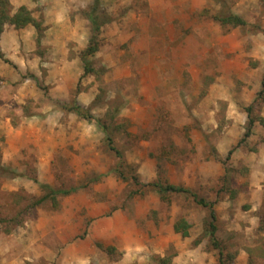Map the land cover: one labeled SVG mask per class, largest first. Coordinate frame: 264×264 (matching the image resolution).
I'll use <instances>...</instances> for the list:
<instances>
[{"label": "rangeland", "instance_id": "rangeland-1", "mask_svg": "<svg viewBox=\"0 0 264 264\" xmlns=\"http://www.w3.org/2000/svg\"><path fill=\"white\" fill-rule=\"evenodd\" d=\"M232 1L101 0L112 22L92 58L106 70L99 77L80 75L90 23L80 25V36L75 27L45 26L40 47L32 25H6L13 47L10 60L0 51V264H152L154 256L177 255V245L219 256L202 237L209 211L192 197L162 200L110 172L118 158L102 130L62 109L78 85L77 100L96 118L123 105L113 137L131 167L123 169L127 177L135 170L144 184L160 180L215 202L225 253L234 264H264V124L257 122L237 147L264 78V0L248 10ZM28 3L44 24L43 4ZM233 8L244 11L246 26L223 28L213 20L235 14ZM60 34L65 41H55ZM27 78L40 98L22 99ZM255 116L264 120V103ZM234 148L226 184L224 161ZM34 178L81 189L60 196L56 208L31 207L43 195ZM181 218L192 224L188 238L173 230ZM199 256L196 264L203 263Z\"/></svg>", "mask_w": 264, "mask_h": 264}, {"label": "trees", "instance_id": "trees-1", "mask_svg": "<svg viewBox=\"0 0 264 264\" xmlns=\"http://www.w3.org/2000/svg\"><path fill=\"white\" fill-rule=\"evenodd\" d=\"M83 13L85 19H87L91 25V38L86 49L82 52L81 58L84 66V76H102L105 74V68H101L98 66L97 61L92 60V58L96 55L99 51L101 46V34L102 30L105 25L112 22V18L103 12L101 0H94L93 4L81 11ZM215 22H218L223 28L232 27H244L247 25V22L239 15L235 14H228V15H220L215 14L212 16ZM6 25H12L16 29H23L28 25H32L37 31V38L36 43L37 46L40 47L42 45V39L44 37V32L46 27L43 24L42 20H37L32 12L25 6L18 8L16 11L14 10L13 5L11 4V0H0V35L3 33ZM3 57V55H0ZM6 62H10L7 59ZM99 90L101 92L106 91L104 86H100ZM80 93V85H78L77 90L74 92V99L72 100L71 104L64 105L62 107L63 110L75 113L76 115L80 116L81 118L95 123L104 133L105 141L108 147V150L116 155L118 158V164L115 168L111 169L110 172L118 175L121 179L130 180L136 184V186L140 187L138 192H141L145 189H151L155 191L162 200L167 199L169 196L174 194H183L188 195L193 198L194 202L209 211L208 218L205 220L203 225V238H209V242L214 250L219 252L218 256V264H234L235 256L231 254H226L225 250L221 246L220 241L218 240V215L215 210V202H211L206 200L203 197L198 196L192 190L182 187L171 185L168 183H163L162 181H155L152 183L144 184L140 181V178L137 174H135V170L133 175L126 176L124 173V168H129L130 166L125 163L124 154L115 146V140L113 137L114 131H117L119 127V123H116L117 117L121 112L123 105H111L108 106L105 118H96L95 115L92 113L90 108H85L82 106L79 101L77 100V95ZM101 95L97 98H100ZM100 101V99H99ZM264 103V78L261 83V89L257 93V97L253 104L246 108V112L248 115L247 127L246 132L242 138V140L238 143L237 147L241 144L246 142L253 134L254 127L257 122L260 121L261 124H264L263 119H258L255 116V106L256 104H263ZM116 123V124H113ZM115 127H114V126ZM236 147V148H237ZM234 149L230 150L228 156L226 158L225 165L227 166L228 162L231 159L232 154L234 153ZM131 169V167H130ZM235 169H232L230 166L226 168V175L224 177V183L230 184V177L229 174L233 172ZM100 178V177H99ZM35 183H37L40 189L43 192V195L32 202L31 207H39L45 205L47 202H51L53 207H58V198L60 196H69L73 193H76L81 187H70L68 189H55L48 184L41 183L37 178L33 179ZM231 185L229 186V188ZM234 192V191H232ZM234 196V193H233ZM1 220V219H0ZM18 220V219H16ZM15 221V219L13 220ZM11 221V222H13ZM5 222V221H2ZM20 222L18 221L17 224ZM192 228V224L189 223L186 219L181 218L178 219L174 223V231L177 234H180L183 238L190 237V229ZM202 241L197 240L195 245L200 244ZM109 252L115 251L114 248H109ZM175 254L168 252L164 256H154L152 264H174L173 260L175 258Z\"/></svg>", "mask_w": 264, "mask_h": 264}, {"label": "crops", "instance_id": "crops-1", "mask_svg": "<svg viewBox=\"0 0 264 264\" xmlns=\"http://www.w3.org/2000/svg\"><path fill=\"white\" fill-rule=\"evenodd\" d=\"M13 2V4H15V2L19 1V6L16 7V5H14V7L17 9L20 6L23 5H29L28 0H11ZM43 6L45 7L44 13H43V19H44V26L47 27H75L73 35L74 36H80V25H87V29H88V24L89 21L86 20L85 18H83L80 14V12L84 9H86L87 7H89L94 0H39ZM231 2V4L233 3L232 0H229ZM257 0H242L241 3L243 4V8L241 7V10H248L250 9H254L253 7H257L256 4ZM235 7V6H234ZM238 10L236 11L233 8V12L243 18H245V14L244 11ZM73 15H75V19L76 21H73ZM51 28H49L46 32H47V37L46 39L49 40L51 39V35L49 33ZM86 28H85V32L86 33ZM77 40V38H75ZM10 40L7 36H5L4 32L1 34L0 36V51L2 52V54L4 55V57H6L8 60H10L11 57V53L9 52L10 47H13L12 42L13 40H10L11 43L8 41ZM55 41H60L63 42L65 41V37L63 36V34H60L59 36H56V40ZM15 56H19L18 54H16ZM8 72V71H7ZM5 73V72H4ZM83 73H80V75ZM79 75V76H80ZM30 80L27 78L25 80L24 83L21 84L22 89L24 88V91L22 92V99L24 100V98H29L28 94H30V96H35V98H40L42 96L41 93V89L37 88V85L29 83ZM14 88V87H13ZM21 91V89H19ZM33 92V93H32ZM1 93V91H0ZM1 97V95H0ZM30 99H27V101H29ZM31 101V100H30ZM82 103V102H81ZM84 104V103H82ZM0 113L2 114V112L0 111ZM73 115V114H71ZM37 117V116H35ZM174 230V227H173ZM175 232V231H174ZM172 240V238H171ZM176 250H177V255L175 256L173 262L174 264H196L195 260L196 257L199 256L197 254V249L191 250L189 248H185L183 246L177 245L176 246ZM163 253V252H161ZM205 254V253H204ZM203 254V255H204ZM203 258V263L200 264H218V257H214V255H212V258L209 259L208 255L207 256H199V258ZM200 258V259H201Z\"/></svg>", "mask_w": 264, "mask_h": 264}]
</instances>
